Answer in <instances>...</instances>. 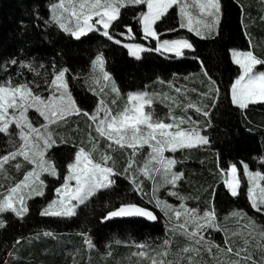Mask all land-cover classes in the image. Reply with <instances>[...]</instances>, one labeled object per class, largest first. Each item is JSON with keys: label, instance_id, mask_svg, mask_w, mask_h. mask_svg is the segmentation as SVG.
<instances>
[{"label": "trees", "instance_id": "16d2710c", "mask_svg": "<svg viewBox=\"0 0 264 264\" xmlns=\"http://www.w3.org/2000/svg\"><path fill=\"white\" fill-rule=\"evenodd\" d=\"M53 1L55 0H0V65L16 59L18 62L33 64L40 73L38 76L35 72L21 68L18 63L10 66L6 72L0 71V82L11 76L14 84L35 81L43 85L45 78L51 81L53 64L56 70L68 68L66 77L70 90L78 106L87 112H91L98 101L97 95L87 86V82L91 83L89 71L92 61L98 53H103L106 59L105 69L112 73L122 92L151 90L159 86L166 88L172 82H177L184 88L185 94L177 96L173 88L166 89L172 92L173 96L163 102V117L168 115L169 108L174 116L191 114L195 121L199 122L201 132L209 137L210 144L168 152L172 153V159L177 161L172 170L183 173L174 187L175 191L185 198V206L197 207L203 213L209 209L211 193L215 190L213 203L221 230H209L206 237L216 241L221 248L225 247L226 240H230L234 246L242 245L241 236L233 237L232 233L240 232L249 219L256 222L257 228H264V214L256 212L250 206L245 182H242L243 172L239 171L241 194L233 198L223 185L219 171L220 168L227 169L230 163H236L240 170L243 162L248 164L251 170L264 172V165L259 162V157L264 155V103L250 104L248 108L241 109L230 101V84L240 72L239 66L230 59V49L253 50L258 58L264 59V21L260 19L264 16V1L221 0L219 35H213L209 39H201L186 29L176 33L166 32L167 29L178 28L179 18L177 8H174L170 10V15L159 23L158 31L166 32L163 38L167 39L176 36L187 37L194 45L195 52L186 50V58L176 59L150 51L142 53L140 60L130 57L122 45H117L96 32L80 40L64 33L50 22L48 7ZM141 10L139 6L123 9L115 29L118 34L125 30V25L131 26L135 39L118 35L116 38L122 42L155 47V41L143 39L137 24V13ZM195 57L204 61L210 76L220 89L219 101L214 108V86L208 85ZM40 65L44 67L41 68ZM256 70L264 71V66H257ZM100 85L92 82L89 88L99 92ZM39 91L44 92V87ZM205 93L207 95H204ZM102 96L104 97V94ZM83 98L87 99L88 103ZM189 103L211 113L210 127L208 118L204 117L202 112H196L195 107L187 108ZM68 119H71L67 132L70 144L60 145L53 152L60 178L43 175L45 180L53 182L55 188L63 183L67 172L66 165L73 156L69 157V161L66 157L74 152L73 146L82 145L88 149L91 145L89 132L92 137L97 136L95 131L88 127L89 121L86 117L73 115ZM74 126L77 128L72 130ZM15 131L16 128L12 125L11 135L0 133V156L11 152L9 140L18 138ZM98 145L99 149L104 148L101 153L106 152L112 157L109 166H113L115 172L119 173L115 177V185L99 192L86 206H80L78 214L74 217L40 215L43 206L55 195L51 190L45 191L42 197L29 200V212L22 219L11 213H4L6 227L0 228V264H151L150 260L156 252L165 250L168 252L166 259L171 261L176 258V253L188 241L178 232L170 231L171 223H165L168 218L156 208L155 203H148L153 187L159 182L161 175H156L155 183L143 176L137 170L142 167L140 158L139 163L134 164L125 174L129 160L133 159L131 150L115 145L109 149L106 146L107 141L99 138ZM12 166L9 165L12 178H17V171H14ZM133 176L140 185L143 196L133 190ZM10 181L4 178L3 189L10 185ZM167 187L173 188L171 185ZM165 188L166 186L162 194L168 204L180 205L181 201L176 200L175 196H170ZM121 202L140 203L152 209L158 219L103 220V217ZM234 212L242 213L240 220L232 215ZM9 217L12 219H8ZM41 230L54 231L58 240L39 237L37 232ZM84 235L91 238L93 247L87 246ZM165 240H169L167 248L164 245ZM138 244L144 247L141 248ZM16 248L19 250V256L13 260L11 255ZM134 251H144L148 255L136 256ZM203 260L206 264H217L206 253Z\"/></svg>", "mask_w": 264, "mask_h": 264}, {"label": "snow or ice", "instance_id": "6c2138e0", "mask_svg": "<svg viewBox=\"0 0 264 264\" xmlns=\"http://www.w3.org/2000/svg\"><path fill=\"white\" fill-rule=\"evenodd\" d=\"M139 6L142 10L137 13V24L144 40L155 41V47H145L141 43H122L116 35L122 38L135 39L131 26L125 25V30L115 32L116 25L122 17V10L128 7ZM179 8L178 28L167 29L166 32L176 33L186 29L201 39L212 38L219 35V24L222 18L221 0H58V3L51 5L50 22L55 24L64 33L76 40L96 32L117 45H122L128 50L130 57L137 60L142 59L141 54L154 51L162 56L170 58H186V50L195 52L194 45L187 37L176 36L172 39L163 38L166 32L158 31L159 23L170 15V10ZM192 9H196L193 14ZM260 19L264 21V16ZM251 46V38L249 37ZM200 63L203 76L211 86H214L215 101L214 108L219 101L220 89L216 81L210 76L203 60L195 57ZM231 59L240 68V74L230 84V101L233 105L246 109L250 104L264 103V71H257V66H264V59L258 58L253 50L238 51L231 50ZM28 71L35 72L36 67L31 63L12 59L0 65V71H8L10 66L17 65ZM106 59L103 53H98L92 61L94 72L98 70L99 76L94 77L97 84L103 80L99 92L90 89L94 95L101 96L96 108L89 113L81 109L70 91L66 74L68 68L55 69L49 82L43 80V85L35 81L14 84L12 77H6L0 82V133H10V126L18 129L19 146L15 151L0 156V174L10 161L22 157L23 161L32 165L22 180L7 187L6 191L0 192V214L13 213L18 218H24L29 212L28 201L35 197L45 195L47 187L44 174L59 179L60 173L55 163L53 152L60 145H68L70 141L63 137H55L51 130L52 126H59L67 122L73 115L84 116L89 121L88 127L97 134L92 137L90 148L84 146H73L74 155L66 165L67 175L63 183L54 189L55 198L44 207L40 215L45 217L69 218L78 214L80 206H86L87 202L99 192L110 189L115 185L116 173L113 166H109L112 157L102 152L97 159L94 155L98 151V138L107 141L108 148L113 145L119 148L132 150V157L126 168L127 174L134 164H138L137 157L141 156V150L147 146L150 149L148 158L142 167H138L146 178L155 183L156 175H162L164 185L176 186L177 181L183 173L172 171L177 163L175 159L165 156L166 151L176 152L178 149H192L207 146L210 144L209 137L201 134L199 122L190 116H173L172 110L165 117H160L154 108L152 95L144 91L129 92L125 106L114 111L102 98L105 89L110 86L113 93L119 94V89L109 72L105 70ZM43 68V65H40ZM20 75V74H18ZM44 87V92L39 89ZM35 89V91H34ZM175 91L180 93L181 88L176 87ZM194 91V90H193ZM44 93H47L45 95ZM204 95H207L205 93ZM115 100L112 104H115ZM179 106V105H177ZM195 105L189 103L187 108ZM11 110V111H10ZM29 110H34L38 117L43 118V123L34 125L29 119ZM196 112L208 118V126H211V113L199 107ZM170 120L171 122H165ZM59 140V143H58ZM10 143L11 139L9 140ZM155 162V168L149 165ZM259 162L264 165V156L259 157ZM243 176L247 179V198L250 206L258 213L264 214V172L259 170L251 171L249 165L241 162ZM17 169L21 164L15 165ZM220 175L224 177L223 185L231 197L235 198L241 194V176L236 163H230L225 168H220ZM74 182V183H73ZM131 183L135 185L134 191L144 195L140 185L133 176ZM164 185H161L163 187ZM0 185V188H3ZM158 188L153 187L152 197L148 203H155L164 216L171 223L173 233H179L188 241L187 245L176 253L174 260H165L168 252L157 251L152 257V264H204L203 255L206 253L217 264H264V228H257L256 222L249 219L247 225L243 226L240 232H233L232 236H241L242 245L234 246L230 240L225 241V247L221 248L210 239L206 238L209 230H221L217 222L214 199L215 190L211 193L209 209L201 215L196 208H188L183 203L184 197L179 196L176 191H169L170 196H176L181 200L179 208L173 207L167 201L161 200L157 195ZM233 216H240L242 213L234 212ZM142 217L149 221H156L158 217L146 207L132 202H121L118 207L113 208L104 217L107 221L113 218ZM183 217L182 223H176ZM6 227V222L0 219V228ZM51 235V233H45ZM88 247H93L91 238L84 235ZM19 243V241H17ZM165 248L169 241H164ZM143 248V245H140ZM225 254L228 259H219L220 254ZM140 256H147L148 253L141 251ZM157 257L160 259L157 260ZM232 257H235L233 259Z\"/></svg>", "mask_w": 264, "mask_h": 264}, {"label": "rangeland", "instance_id": "374dc122", "mask_svg": "<svg viewBox=\"0 0 264 264\" xmlns=\"http://www.w3.org/2000/svg\"><path fill=\"white\" fill-rule=\"evenodd\" d=\"M264 1V0H263ZM55 3H58V0H55V1H53L52 3H50V5H49V10H50V15H51V5H53V4H55ZM192 11H193V14L195 15L196 14V9H192ZM177 15H178V18H179V8H177ZM179 22H180V19H179ZM194 34V33H193ZM195 35V34H194ZM122 43H135V42H122ZM145 46V45H144ZM127 50V49H126ZM231 50H238V51H246V50H242V49H239V48H233V49H230V59H231ZM127 53H128V50H127ZM94 60V59H93ZM231 61H232V59H231ZM233 62V61H232ZM107 69V68H106ZM105 69V70H106ZM107 72H109L110 73V75L113 77V79H114V81H115V85H116V87L119 89V94H117V93H113V92H111V90H110V86L107 88V89H105V93H104V97L102 96V98L105 100V102L114 110V111H116V110H120V109H122L124 106H125V103H126V101H127V94L129 93V92H138V91H144V92H147V93H149V95H152L153 97H155V99H154V108H155V111H156V113L160 116V117H163L164 115V113H165V111H164V101L165 100H168L171 96H173V93L172 92H170L169 90H166L168 87H171V88H173V90L175 91V88L176 87H179V88H181L182 89V91L180 92V93H177L176 91H175V93H176V95L177 96H181V95H183V94H185V90H184V88L182 87V86H180L177 82H172V84L171 85H169L168 87H166V88H162L161 86H159V87H157V88H155V89H151V90H133V91H127V92H122L121 91V89L119 88V86H118V84H117V82H116V80H115V78H114V76L112 75V73L110 72V71H108V69L106 70ZM241 71V70H240ZM239 74H240V72H239ZM238 74V75H239ZM237 75V76H238ZM99 76V72H98V70L96 71V72H94L93 71V69H92V65H91V69H90V71H89V81H91V83H88L87 82V86H88V89L90 90V88L89 87H91L92 86V82H95V80H94V77H98ZM237 76L235 77V79L237 78ZM234 79V80H235ZM234 82V81H233ZM103 80L101 79L100 80V83L99 84H101L100 86H102L103 85ZM208 85H210V84H208ZM70 88V87H69ZM71 91V90H70ZM72 92V91H71ZM45 95H47V93H45ZM73 95V94H72ZM73 97H74V95H73ZM97 97H98V100L101 98V96H98L97 95ZM74 99H75V97H74ZM83 100L84 101H86V103H88V100L87 99H84L83 98ZM113 100H115V104H112V101ZM76 101V100H75ZM98 102V101H97ZM77 103V102H76ZM77 105H78V103H77ZM97 105V104H96ZM80 107V106H79ZM95 108H96V106H95ZM95 108L91 111V112H93L94 110H95ZM11 111V110H10ZM91 112H89V113H91ZM28 116H29V119L30 120H32L33 121V123H34V125H36V126H39V124L40 123H43L44 121H43V118H41V117H38V114L34 111V110H29V113H28ZM174 116V115H173ZM178 116H185V117H188V116H190L193 120H196L194 117H192L191 116V114H185V115H178ZM177 116V117H178ZM70 120L71 119H68L67 120V122L66 123H64V124H61V125H59V126H52V131L54 132V136L55 137H63L64 139H66V140H69V135H67V132H69V123H70ZM165 122H171L170 120H168V121H165ZM89 123V122H88ZM14 126V125H13ZM15 127V126H14ZM77 128V126H74L73 127V129L72 130H74V129H76ZM18 133V129H16V131H15V134H17ZM201 134L202 135H204L202 132H201ZM17 137H18V135H17ZM13 142L11 143V152L12 151H15L17 148H18V146H19V143H20V141H19V137L18 138H16V139H14V140H12ZM58 142H59V140H58ZM78 146H82V145H78ZM107 147H108V144L106 145ZM86 148V147H85ZM87 149V148H86ZM104 149V148H103ZM103 149H99V145H98V151L96 152V153H94V155H95V157L98 159L99 158V155H100V151L101 150H103ZM131 150V149H130ZM131 152H132V150H131ZM150 152V149L147 147V146H145L144 147V149H142L141 150V156H139V157H137L136 159L137 160H139V158L142 160V166H143V163H144V161L148 158V153ZM168 152H170V151H166L165 152V156L166 157H169V158H172V153H168ZM74 155V152L71 154V155H67V157H66V160H68L69 161V157L71 156H73ZM264 156V155H263ZM17 163H19V164H21V167L19 168V169H17L16 167H15V165L17 164ZM14 164V165H13ZM9 165L10 166H12V167H14V171H17L16 172V176H18L17 178H12V170L9 168ZM158 165H156L155 164V162H153L152 164H150L149 165V168H155V167H157ZM31 167H32V165H30V164H28L27 162H25V161H23V158L22 157H17L16 158V160H13V161H10L9 163H7L6 165H5V167H4V172L2 173V174H0V179L2 178V183H0V185H3L4 186V178H6V180L7 181H10L11 179V181H10V185H7V187H9V186H11V185H13L15 182H18L19 180H22L23 179V176H24V174L27 172V171H29L30 169H31ZM238 168V167H237ZM239 169V168H238ZM242 169V168H241ZM241 169L240 170H238V171H240L241 173L243 172V169H242V171H241ZM251 170V169H250ZM173 171V170H172ZM251 171H257V170H251ZM141 173V172H140ZM142 174V173H141ZM44 175H47V174H44ZM66 175H67V173H66ZM65 175V176H66ZM143 175V174H142ZM144 176V175H143ZM50 177V176H49ZM43 178V177H42ZM51 178H53V177H51ZM44 179V178H43ZM223 179H224V177L222 176L221 177V180H222V182H223ZM45 180V179H44ZM158 180V179H157ZM245 182V189H246V192H247V187H248V185H247V179L245 178V177H243V179H242V182ZM45 183H46V185H47V187L44 189V191H48V190H51V191H53L54 192V189H55V187H53V182H51V181H48V180H45ZM74 183V182H73ZM261 184H263V181H261L260 182ZM161 185H164V181H163V177H162V175H161V178H160V180H159V182L155 185V187H157L158 188V191H157V193H156V195L161 199V200H164V201H167L166 200V198L165 197H163L164 195L162 194V191H163V189H164V187L166 186V188H165V190H166V192H169V191H175V189L174 188H169V187H167L168 185H164L163 187H161ZM7 187L5 188V189H3V188H1V191L0 192H4V191H6V189H7ZM59 187V186H58ZM57 188V187H56ZM55 194V193H54ZM55 198V195L53 196V198L51 199V200H53ZM175 198H176V200H180V199H178L176 196H175ZM50 200V201H51ZM49 201V202H50ZM181 201V200H180ZM48 202V203H49ZM47 203V204H48ZM168 203V202H167ZM46 204V205H47ZM46 205L45 206H43V208L44 207H46ZM173 207H175V208H179L180 207V205H178V204H176L175 206H173ZM186 207H188V208H196V209H198L199 210V208H197V207H193V206H186ZM160 210V209H159ZM9 213H11V212H9ZM199 213L202 215L203 213H201L200 211H199ZM13 216H15L13 213H11ZM241 218V217H240ZM240 218H239V216H237V220H240ZM0 219H3L4 220V214H0ZM8 219H12V217H9ZM167 219V218H166ZM180 221V223L181 222H183V217H181V219L179 220ZM164 222H165V220H164ZM178 222V221H177ZM176 222V223H177ZM166 224H170V221L167 219V222H165ZM45 233H51V235H45ZM37 234L39 235V237L40 236H43V237H45L46 239H51V238H53V240H58V235L56 234V233H54V231H52V230H41V231H39V232H37ZM206 235V234H205ZM207 236V235H206ZM208 237V236H207ZM206 237V238H207ZM211 241H213L215 244L217 243L216 241H214V240H212V239H210ZM169 241V240H168ZM139 245V244H138ZM187 245V243L186 244H184L182 247H181V249L183 248V247H185ZM216 245H219V244H216ZM140 246V245H139ZM140 248V247H139ZM139 250H141V249H139ZM141 252V251H140ZM136 256H140V255H137L138 253H139V251H134L133 252ZM19 254V250L16 248V249H14L13 250V252H12V255H11V258L13 259V260H15V259H17V257L19 256L18 255ZM160 259V258H159ZM159 259H157V260H159ZM163 259H165V260H168V258L166 259V257H164ZM219 259H221V260H226V259H228V257L225 255V254H223V253H221L220 254V256H219ZM216 261V260H215ZM150 262H151V264H152V259L150 260ZM217 262V261H216ZM204 264H206V263H204Z\"/></svg>", "mask_w": 264, "mask_h": 264}, {"label": "water", "instance_id": "95a60500", "mask_svg": "<svg viewBox=\"0 0 264 264\" xmlns=\"http://www.w3.org/2000/svg\"><path fill=\"white\" fill-rule=\"evenodd\" d=\"M132 203H134V202H132ZM136 204H138V203H136ZM138 205H140V206H143V205H141L140 203L138 204ZM143 207H146V206H143ZM146 208H148V207H146ZM149 210H151V211H153L152 209H150V208H148ZM154 212V211H153ZM155 213V212H154ZM133 218H135V219H143V220H147L146 218H142V217H124V218H118V219H133ZM147 221H149V220H147Z\"/></svg>", "mask_w": 264, "mask_h": 264}]
</instances>
